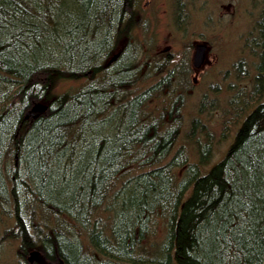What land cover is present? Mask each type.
Returning a JSON list of instances; mask_svg holds the SVG:
<instances>
[{
	"label": "trees",
	"instance_id": "1",
	"mask_svg": "<svg viewBox=\"0 0 264 264\" xmlns=\"http://www.w3.org/2000/svg\"><path fill=\"white\" fill-rule=\"evenodd\" d=\"M50 2L46 18H24L36 27L20 48L7 43L16 28L0 29L6 45L0 46V159L11 161L6 173L0 169V204H13L19 254L34 247L53 263L145 264L140 242L150 221L163 215L164 237L151 263L264 264L255 225L242 229L243 238L232 227L244 215L241 203H250L239 190L244 168L257 206L250 219L264 221V163H247L249 156L264 159V2L253 25L257 38L247 37L257 56L251 81L229 95L228 122L218 136L191 120L184 134L197 153L191 162L181 157L182 147L168 156L177 132L164 125L176 119L177 100L154 115L143 111L152 98L167 97L175 69L146 87L128 88L142 66L158 72L165 64L151 53L135 61L141 0H108L110 22L99 26V4ZM19 19L17 27L27 30ZM7 20L13 21L11 5ZM247 72L237 71L250 78ZM213 101L205 106L202 98L198 109H212ZM36 102L47 109L27 114ZM236 125L233 141L210 164L218 142ZM175 167H184L180 178ZM259 231L264 236V222Z\"/></svg>",
	"mask_w": 264,
	"mask_h": 264
},
{
	"label": "rangeland",
	"instance_id": "2",
	"mask_svg": "<svg viewBox=\"0 0 264 264\" xmlns=\"http://www.w3.org/2000/svg\"><path fill=\"white\" fill-rule=\"evenodd\" d=\"M174 1L141 0L143 9L137 21L140 25L137 26L135 32L139 50L135 61L143 62L142 60L146 59L150 53L157 51V59L151 60L166 61L168 64L166 62L162 64L158 72H152L153 70L150 68V72H148V67L142 66L140 69L142 76H139L136 81L129 82L131 86L129 85L128 88L132 91L146 87L163 75L168 68H172L175 63L178 64L180 61L185 63L184 73L177 76L175 70L174 75H171L173 82L167 97L164 94L158 98H152L145 104L143 111L154 115L173 99L177 100L176 119L172 118L174 121L164 125V127L174 126L177 132L168 156L170 157L177 148L182 147L181 157H185L191 162L197 159V153L184 136L191 120L198 118L218 136L220 131L224 130L225 123L228 122L230 112L227 99L229 95L236 89L249 85L251 81V75L255 72L257 56L256 52L249 48L247 37L257 38L253 25L263 1L176 0V12ZM177 14L183 16L177 20ZM174 15H176V23ZM203 42L207 44L206 61L200 68H197L199 71L192 79L194 75L191 63L193 44ZM239 70L240 73L249 71L250 78L249 76H239L240 73H237ZM182 78L183 83H181ZM202 98H204L205 106H211L208 102L214 99L213 108L207 107L205 110H199V102ZM225 110L227 113H224ZM237 126L231 128L227 138L218 142L210 164L220 159L226 151L233 141L234 129ZM10 162L5 158L0 159L2 172L6 173V170L10 169ZM183 170L184 167L173 169L177 178H180ZM124 178V175L121 176L116 185H119ZM3 183L5 184L6 181L4 180ZM12 206L11 201L0 204V264L25 263L21 257H18L19 238H15L17 236L11 232L12 230L16 232L18 228L16 220L12 216L14 214ZM164 224L165 216L156 215L155 221H150L147 227L145 237L140 242L146 253L145 264H157L151 263L149 259L164 237ZM79 241L82 251H85L84 245L87 240L84 234L81 235ZM136 249L139 253V249L137 247ZM144 252L142 254H145ZM32 254L37 253L32 252ZM38 257L41 258V255Z\"/></svg>",
	"mask_w": 264,
	"mask_h": 264
},
{
	"label": "snow or ice",
	"instance_id": "3",
	"mask_svg": "<svg viewBox=\"0 0 264 264\" xmlns=\"http://www.w3.org/2000/svg\"><path fill=\"white\" fill-rule=\"evenodd\" d=\"M88 3L92 4L94 7L99 4L100 7L97 9L95 16H94V22L96 26H99L101 24H107L110 22L109 18L106 16L105 11L108 7V0H88ZM11 5L12 8V15H13V21L7 20V9ZM51 6L50 0H32L31 6L26 4L24 0H15L13 3L12 0H0V29L5 30V24H11L12 27L16 28L15 32L10 33L12 36V39L9 40L7 43L9 45L13 44V41H16V44L14 45L15 48H20L21 45L26 44L28 33L32 31L33 27H36L34 23L31 22V19H24V18H40L44 19L46 18L47 9ZM16 9H19V13H17ZM17 17H20L19 23L21 24H27V30L25 28H19L17 27V24L15 23ZM33 37L35 36V33L32 34ZM22 37L23 39H20ZM0 46H6L3 44H0ZM23 51V49H21ZM0 60H3L2 55H0ZM2 66V65H0ZM247 163L251 164L253 168L257 167L259 164L264 163V159L257 158L255 161L251 156H249V159ZM249 170L248 168L243 169V176H241V183L239 185V190L241 191V196L244 199H247L250 201L249 204H243L241 203V210L244 212L243 216L238 215V221L239 223H233L232 227L236 229L237 235H239L241 238H243V231L242 229L248 228L251 225H255L253 227V232L256 236H259L261 241L264 242V236L260 235L259 231V225L260 223L264 221H253L250 219V213L256 210V203L252 199V189L251 185L249 183ZM259 215V213H257Z\"/></svg>",
	"mask_w": 264,
	"mask_h": 264
},
{
	"label": "bare ground",
	"instance_id": "4",
	"mask_svg": "<svg viewBox=\"0 0 264 264\" xmlns=\"http://www.w3.org/2000/svg\"><path fill=\"white\" fill-rule=\"evenodd\" d=\"M263 2H264V0H262ZM152 55H154V56H157L158 55V52L156 51V52H153V53H151ZM153 56V57H154ZM164 61V60H163ZM164 62H166V61H164ZM167 64H168V62H166ZM175 66V67H174ZM174 66L172 67L173 69H181L183 72H184V70L186 69V66H185V63L182 61H180L178 64H174ZM178 75H180V74H178L177 73V76ZM179 83V82H178ZM181 83H183V78H182V82ZM45 109H47V106L45 107ZM39 114V113H38ZM10 186V184H9V182L8 183H6V190L8 191V187ZM157 224H158V222H157ZM32 252H35V253H37V254H32L31 255V253ZM43 252V251H42ZM41 252V254L43 255V256H41V258H43L41 261H40V263L39 262H37V264H52V262H50L49 260H46L45 259V257H44V252L42 253ZM38 256H40V251L38 250V249H36V248H34V247H29V248H25L24 250H23V253L22 254H18V257H21V258H28L29 260H28V263H29V261H32V260H30V259H36V260H38L37 258H39ZM137 257H141V255L140 254H138V255H136ZM36 262V261H35ZM25 264V263H24Z\"/></svg>",
	"mask_w": 264,
	"mask_h": 264
},
{
	"label": "water",
	"instance_id": "5",
	"mask_svg": "<svg viewBox=\"0 0 264 264\" xmlns=\"http://www.w3.org/2000/svg\"><path fill=\"white\" fill-rule=\"evenodd\" d=\"M205 50L206 44L205 43H196L195 50L193 52L192 62L195 66H200L204 59H205ZM46 105L42 104L41 102H36L32 105V107L27 111V114H34L37 115L38 113L42 112L45 109ZM15 163L17 160V155L14 156Z\"/></svg>",
	"mask_w": 264,
	"mask_h": 264
},
{
	"label": "flooded vegetation",
	"instance_id": "6",
	"mask_svg": "<svg viewBox=\"0 0 264 264\" xmlns=\"http://www.w3.org/2000/svg\"><path fill=\"white\" fill-rule=\"evenodd\" d=\"M24 260V262L26 263V264H37V262H35V260L33 261V259H30V260H32V261H29V263H28V258H23ZM40 263V262H39ZM55 263V262H54ZM53 262H52V264H54Z\"/></svg>",
	"mask_w": 264,
	"mask_h": 264
}]
</instances>
